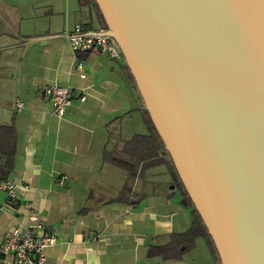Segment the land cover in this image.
Segmentation results:
<instances>
[{
    "label": "crops",
    "instance_id": "crops-1",
    "mask_svg": "<svg viewBox=\"0 0 264 264\" xmlns=\"http://www.w3.org/2000/svg\"><path fill=\"white\" fill-rule=\"evenodd\" d=\"M76 23L97 26L84 0H0V149L11 158L6 178L29 185L17 191L21 204L31 203L56 235L47 261L215 264L201 238L180 258L151 253L189 229L191 210L165 149L154 160L145 156L134 176L113 160L128 156L122 149L136 135L149 134L146 108L124 58L71 49L63 33ZM49 84L75 94L60 118L43 93ZM7 202L0 189V242L28 223L25 211Z\"/></svg>",
    "mask_w": 264,
    "mask_h": 264
},
{
    "label": "water",
    "instance_id": "water-1",
    "mask_svg": "<svg viewBox=\"0 0 264 264\" xmlns=\"http://www.w3.org/2000/svg\"><path fill=\"white\" fill-rule=\"evenodd\" d=\"M95 1L220 264H264V0Z\"/></svg>",
    "mask_w": 264,
    "mask_h": 264
},
{
    "label": "built area",
    "instance_id": "built-area-1",
    "mask_svg": "<svg viewBox=\"0 0 264 264\" xmlns=\"http://www.w3.org/2000/svg\"><path fill=\"white\" fill-rule=\"evenodd\" d=\"M102 31L106 30L94 29L90 25L76 23L70 31L63 33V37L74 52H100L111 59H122L123 55L119 46L107 34L101 36L94 34L81 35L86 32L99 33ZM71 35L73 37H68ZM75 69L81 77L86 76L82 69V62L76 63ZM43 93L52 104V114L59 118L64 115L66 108L75 96L72 89L58 84L45 85ZM79 98L84 100L85 96ZM16 107L20 110L22 103L17 102ZM65 178L66 175H61L59 183H63ZM19 188L27 190L29 185L13 179L0 182V189L6 193L8 205L19 210L23 209L28 222L27 225L18 224L13 226L5 233L0 242V264H50L47 261L45 250L52 247L56 242V235L54 231L46 228L43 218L31 203L21 204L17 195Z\"/></svg>",
    "mask_w": 264,
    "mask_h": 264
},
{
    "label": "trees",
    "instance_id": "trees-1",
    "mask_svg": "<svg viewBox=\"0 0 264 264\" xmlns=\"http://www.w3.org/2000/svg\"><path fill=\"white\" fill-rule=\"evenodd\" d=\"M92 9L96 17L97 26H91L94 29H105L106 30V23L102 16V13L96 3L95 0H84ZM78 56H86V54L90 52H77ZM80 53V54H79ZM146 113V123L150 128V132L148 135H136L131 141L127 143V145L122 149L124 154H128L126 158H117L114 157L113 160L117 162H122L124 164H128L129 174L131 176L135 175L137 165L139 164L142 159L146 156L147 158H152L153 160L158 156V152L164 150V144L157 133L153 122L150 119V116L145 109ZM3 133H10V127H1ZM0 138L2 136L0 135ZM2 140V139H1ZM0 140V141H1ZM165 151V150H164ZM166 155L164 156L166 160L164 161L172 170L173 178L176 182V185L179 189H183V193L185 195L186 201L190 207V213L192 216L191 225L189 229L182 233L173 234L171 235V240L167 243L165 247H152V254L162 255L163 259H173V258H180L182 253H185L195 247V240L197 238H201L205 242V246L207 251L209 252L210 256L212 257L215 264H220L219 257L216 253L214 244L212 239L206 229L204 223H202V219L200 218L198 212L194 208L188 194L185 192V189L178 177L177 172L175 171L174 165L165 151ZM10 155L2 151L0 149V181L7 179L6 173L11 170V158ZM161 157V156H160ZM163 157V156H162ZM161 160H156L154 162H158ZM163 161V160H162ZM121 164V163H120Z\"/></svg>",
    "mask_w": 264,
    "mask_h": 264
}]
</instances>
